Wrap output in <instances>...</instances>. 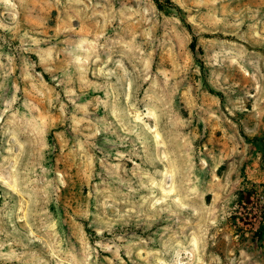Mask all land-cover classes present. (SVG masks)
<instances>
[{
	"label": "rangeland",
	"instance_id": "obj_1",
	"mask_svg": "<svg viewBox=\"0 0 264 264\" xmlns=\"http://www.w3.org/2000/svg\"><path fill=\"white\" fill-rule=\"evenodd\" d=\"M157 2L0 0V264H264V0Z\"/></svg>",
	"mask_w": 264,
	"mask_h": 264
},
{
	"label": "trees",
	"instance_id": "obj_2",
	"mask_svg": "<svg viewBox=\"0 0 264 264\" xmlns=\"http://www.w3.org/2000/svg\"><path fill=\"white\" fill-rule=\"evenodd\" d=\"M154 2H155L157 5H160V4L157 2V0H154ZM164 2L170 4V2H168V0H164ZM190 45H191V47L193 46V40H192V42L190 43ZM210 91H211L212 93H214L215 95H217L218 97L221 98V93H220V92H218V91H212V90H210ZM255 233H256V237H257V238H260L261 235L264 233V213L261 215V220L259 221V225H258V227L256 228Z\"/></svg>",
	"mask_w": 264,
	"mask_h": 264
}]
</instances>
